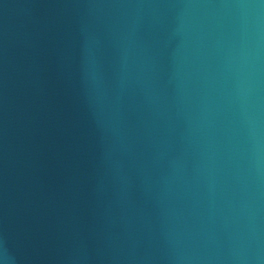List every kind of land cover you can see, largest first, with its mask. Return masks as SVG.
Listing matches in <instances>:
<instances>
[{
	"label": "water",
	"instance_id": "95a60500",
	"mask_svg": "<svg viewBox=\"0 0 264 264\" xmlns=\"http://www.w3.org/2000/svg\"><path fill=\"white\" fill-rule=\"evenodd\" d=\"M0 264H264V0H0Z\"/></svg>",
	"mask_w": 264,
	"mask_h": 264
}]
</instances>
